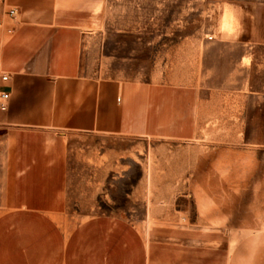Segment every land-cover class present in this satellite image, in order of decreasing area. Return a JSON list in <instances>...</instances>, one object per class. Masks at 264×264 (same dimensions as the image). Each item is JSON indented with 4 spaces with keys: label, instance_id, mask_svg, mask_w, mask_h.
<instances>
[{
    "label": "rangeland",
    "instance_id": "obj_1",
    "mask_svg": "<svg viewBox=\"0 0 264 264\" xmlns=\"http://www.w3.org/2000/svg\"><path fill=\"white\" fill-rule=\"evenodd\" d=\"M220 3L100 0L95 9L94 30L109 54L101 58L95 46V78L119 74L108 67L131 69L126 78L178 91L190 85L206 101L191 105L195 128L186 135L62 137V225L108 219L126 233L130 264H258L263 257L264 57L231 38L237 24Z\"/></svg>",
    "mask_w": 264,
    "mask_h": 264
},
{
    "label": "crops",
    "instance_id": "obj_2",
    "mask_svg": "<svg viewBox=\"0 0 264 264\" xmlns=\"http://www.w3.org/2000/svg\"><path fill=\"white\" fill-rule=\"evenodd\" d=\"M99 2L0 0V66L10 75L4 86L8 108L0 112V264H130L124 259L126 233L108 219L62 225V137L186 135L185 129L195 128L191 105L206 102L190 85L178 91L142 82L140 75L126 78L131 69L121 74L108 67L119 74L95 78V46L101 58L109 55L102 51L104 35L94 30ZM220 4L237 24L231 38L252 45L246 51L253 58L264 57V0ZM8 8L17 15L9 17ZM142 39L137 36V50ZM206 54H199L201 68L210 64ZM261 248L258 264H264V241Z\"/></svg>",
    "mask_w": 264,
    "mask_h": 264
},
{
    "label": "built area",
    "instance_id": "obj_3",
    "mask_svg": "<svg viewBox=\"0 0 264 264\" xmlns=\"http://www.w3.org/2000/svg\"><path fill=\"white\" fill-rule=\"evenodd\" d=\"M16 14H17L16 8H10L8 10V15L10 17H15ZM9 77H10L9 73L4 71L0 66V111L1 112H5L8 108L10 93L9 91H6L4 89V86L8 82Z\"/></svg>",
    "mask_w": 264,
    "mask_h": 264
}]
</instances>
